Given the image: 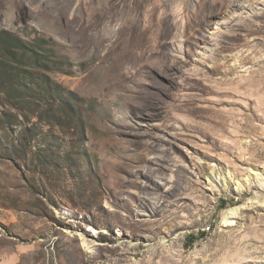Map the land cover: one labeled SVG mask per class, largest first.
Returning a JSON list of instances; mask_svg holds the SVG:
<instances>
[{"label": "rangeland", "instance_id": "obj_1", "mask_svg": "<svg viewBox=\"0 0 264 264\" xmlns=\"http://www.w3.org/2000/svg\"><path fill=\"white\" fill-rule=\"evenodd\" d=\"M262 203L264 0H0V264H264Z\"/></svg>", "mask_w": 264, "mask_h": 264}, {"label": "bare ground", "instance_id": "obj_2", "mask_svg": "<svg viewBox=\"0 0 264 264\" xmlns=\"http://www.w3.org/2000/svg\"><path fill=\"white\" fill-rule=\"evenodd\" d=\"M252 204H258L257 201H252ZM264 205V203H262ZM238 209L237 208H230L226 211L227 218H234L237 216Z\"/></svg>", "mask_w": 264, "mask_h": 264}]
</instances>
